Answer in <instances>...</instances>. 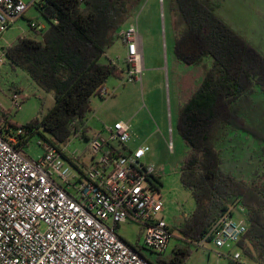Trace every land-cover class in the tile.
<instances>
[{"label": "trees", "instance_id": "16d2710c", "mask_svg": "<svg viewBox=\"0 0 264 264\" xmlns=\"http://www.w3.org/2000/svg\"><path fill=\"white\" fill-rule=\"evenodd\" d=\"M142 4L143 0H44L36 5L45 20L43 29L30 27L6 48L5 58L37 88L52 94L55 105L40 121L21 127L23 145L38 136L62 146L81 128L83 138L89 139L86 122L92 98L110 77L122 78L119 61L108 58V50ZM168 4L174 58L199 73L176 117L186 147L180 182L195 209L176 225L178 240L186 247L176 248L170 263L183 264L193 247L204 239L210 243L216 222L224 215L234 217L237 210L248 224L238 247L251 263L264 264V54L218 16L215 0ZM249 148L255 172L229 171L230 156L238 149L247 154ZM154 180L159 190L162 183Z\"/></svg>", "mask_w": 264, "mask_h": 264}, {"label": "built area", "instance_id": "2783aa9c", "mask_svg": "<svg viewBox=\"0 0 264 264\" xmlns=\"http://www.w3.org/2000/svg\"><path fill=\"white\" fill-rule=\"evenodd\" d=\"M44 0H0V41L28 8ZM161 7L164 0H158ZM40 31L43 24L30 22ZM126 47V68L122 82H139L143 76V39L139 15L120 31ZM0 65L6 48H2ZM112 96L102 87L99 97ZM22 96L14 91L11 100L20 108ZM0 118V264H150L144 248L122 239L119 226L141 225L148 251L164 255L172 239L170 225L161 217L164 200L157 189L153 167L141 160L148 146L128 150L131 124L118 121L108 129V139L89 137L87 152L69 149L84 128L75 130L68 143L57 146L39 141L44 150L36 159L23 149L24 129ZM165 139L174 152L173 130ZM128 151V154H124ZM74 168V170L71 169ZM248 230L244 219L222 216L211 230L210 242L219 257L230 264H251L238 243ZM206 239L198 247L206 243Z\"/></svg>", "mask_w": 264, "mask_h": 264}, {"label": "rangeland", "instance_id": "374dc122", "mask_svg": "<svg viewBox=\"0 0 264 264\" xmlns=\"http://www.w3.org/2000/svg\"><path fill=\"white\" fill-rule=\"evenodd\" d=\"M24 1L28 4L30 0ZM215 1L219 5L218 16L264 54V0ZM137 14L143 39L142 81L122 82L126 68V47L121 40H117L107 54L108 58L119 61L118 65L123 71L122 78L112 76L105 84V88L112 96L105 99L99 96L92 98L88 133L89 137L97 134L103 139H108V129L118 121H126L131 124V141L126 144L127 149L133 151L139 146L150 148L141 161L154 168L156 178L158 176L162 183L159 187L164 200L161 217L170 225L172 232L168 250L160 256L148 251L141 225L124 224L119 226L117 233L130 245L144 248L141 253L151 257L156 264H171L170 261L175 257L174 250L186 247L184 242L178 240L180 235L176 231V225L182 220L183 215L195 209L193 199L180 182L179 169L186 155V147L177 132V109L181 100L191 93L189 89L192 90L197 85L195 79L199 77V73L192 67L179 64L174 58L175 34L170 22L168 0H165L163 7L158 0H143ZM30 22L45 24L36 5L28 8L25 15L4 34L3 40L0 41V57L2 48L9 47L18 37L31 31ZM3 59V64L0 65V118L5 111L9 120L18 127H25L34 120L40 121L55 105L52 94L37 88L23 71L12 67L5 57ZM179 81L182 85L181 94L177 89ZM14 91H20L22 96L27 97L20 100V108L13 106L11 95ZM169 116L171 128L174 130L173 153L168 151L165 143L170 134ZM45 136L48 137L46 134ZM39 141L43 142L42 138L37 136L23 145L22 151L27 157L36 159L43 155L44 150L39 147ZM69 149L87 152V158L83 157L81 161L89 163L88 159L91 156L87 151L88 141L83 136L74 138ZM249 150L250 148L246 154L245 151L238 149L230 156L227 169L238 173H254L255 160L250 156ZM71 169L74 170L72 167ZM238 213L236 210L235 219H238ZM224 252L206 242L203 246L193 247L183 264H228L226 257L218 256V253L225 254Z\"/></svg>", "mask_w": 264, "mask_h": 264}, {"label": "crops", "instance_id": "0c3cea01", "mask_svg": "<svg viewBox=\"0 0 264 264\" xmlns=\"http://www.w3.org/2000/svg\"><path fill=\"white\" fill-rule=\"evenodd\" d=\"M110 59H111V57H109ZM112 60V59H111ZM143 69H144V67H143ZM144 71V70H143ZM182 79V76H181V78H180V80ZM198 79V78H197ZM197 79H195V81H197ZM182 85H181V81H179L178 83H177V89H179V94H181L182 93V87H181ZM189 91L191 92L192 90L191 89H189ZM169 124H171V120H170V116H169ZM86 127H87V129H89V127H88V121L86 122ZM87 135L89 136V133H87ZM97 135V134H96ZM157 178H158V176H157ZM239 213V215H238V219H244L243 217H242V215H241V213H240V211H238Z\"/></svg>", "mask_w": 264, "mask_h": 264}]
</instances>
